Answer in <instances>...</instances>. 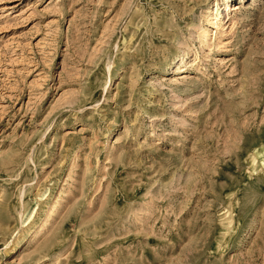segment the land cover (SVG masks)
Returning <instances> with one entry per match:
<instances>
[{"label":"rangeland","instance_id":"1","mask_svg":"<svg viewBox=\"0 0 264 264\" xmlns=\"http://www.w3.org/2000/svg\"><path fill=\"white\" fill-rule=\"evenodd\" d=\"M0 264H264V0H0Z\"/></svg>","mask_w":264,"mask_h":264},{"label":"bare ground","instance_id":"2","mask_svg":"<svg viewBox=\"0 0 264 264\" xmlns=\"http://www.w3.org/2000/svg\"><path fill=\"white\" fill-rule=\"evenodd\" d=\"M228 1V0H227ZM229 7V6H228ZM229 9V8H228ZM207 36V32L204 33L203 38ZM204 40V39H203ZM206 41V40H205ZM204 42V41H203ZM208 42V40L206 41Z\"/></svg>","mask_w":264,"mask_h":264}]
</instances>
